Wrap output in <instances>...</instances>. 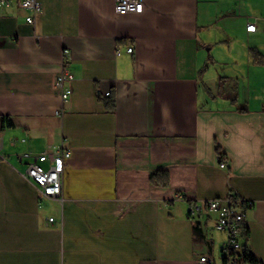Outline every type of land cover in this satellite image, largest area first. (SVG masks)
I'll return each mask as SVG.
<instances>
[{
    "label": "crops",
    "instance_id": "obj_1",
    "mask_svg": "<svg viewBox=\"0 0 264 264\" xmlns=\"http://www.w3.org/2000/svg\"><path fill=\"white\" fill-rule=\"evenodd\" d=\"M11 1L0 8V119L13 123L0 130V264H224L216 216L189 211L229 197L245 212L240 254L264 264V0H138L142 12L124 15L116 0H39L30 24ZM60 147L61 195L43 197L22 155ZM159 170L167 185L151 183Z\"/></svg>",
    "mask_w": 264,
    "mask_h": 264
},
{
    "label": "built area",
    "instance_id": "obj_2",
    "mask_svg": "<svg viewBox=\"0 0 264 264\" xmlns=\"http://www.w3.org/2000/svg\"><path fill=\"white\" fill-rule=\"evenodd\" d=\"M11 3V0H0V8L8 7ZM15 3L20 9L29 12L25 18L28 24L33 22L34 15L41 10L39 0H16ZM142 9V3L138 0H116L114 4V11L119 15L141 13ZM255 29L256 26L252 23L246 26L247 32H254ZM126 51L127 53H132L133 49L128 47ZM66 52L64 51V54ZM116 54L119 55L120 52L117 51ZM73 80V75L65 69L56 78V86L61 89L60 97L63 102L69 99L71 93L69 84ZM109 95V92L105 94V96ZM69 155L70 150L63 147L54 151L43 152L39 155L25 153L22 158L26 159L27 163L23 175L43 197H58L62 191L65 160ZM43 163H47V167H43ZM220 167L224 168L225 163L221 162ZM176 198H181V196L176 195ZM240 206L241 203L239 201L229 197L225 199V202L220 199L205 200L200 204L192 205L189 211L191 216H199L203 213H210L216 216L214 228L225 236V242L222 245L224 264H240L242 260L239 239L243 231L245 212ZM49 221L52 222L53 219H49ZM209 263L210 260L206 255H200L195 264Z\"/></svg>",
    "mask_w": 264,
    "mask_h": 264
},
{
    "label": "trees",
    "instance_id": "obj_3",
    "mask_svg": "<svg viewBox=\"0 0 264 264\" xmlns=\"http://www.w3.org/2000/svg\"><path fill=\"white\" fill-rule=\"evenodd\" d=\"M106 107L108 109H113L114 107V96L113 94L110 95L109 98L105 101ZM13 126V123L10 118L8 117H1L0 119V130H3L5 128H11ZM150 181L152 184L157 185H167L169 181V176L166 171L159 170L152 174ZM242 261L244 264H258L257 260L254 258L253 255L248 253L247 250H244L242 254Z\"/></svg>",
    "mask_w": 264,
    "mask_h": 264
},
{
    "label": "rangeland",
    "instance_id": "obj_4",
    "mask_svg": "<svg viewBox=\"0 0 264 264\" xmlns=\"http://www.w3.org/2000/svg\"><path fill=\"white\" fill-rule=\"evenodd\" d=\"M220 48H223V47H220ZM236 47H234V49L232 50V56H236L237 57V51H236ZM225 51H226V48L224 49ZM215 53H217L216 52V50H215V48H212L211 49V51H210V54H211V56L213 57L214 56V54ZM223 56H224V54H222V55H220V57L223 59ZM228 56H230V54H228ZM255 57V56H254ZM221 72V70L217 67V68H214L213 69V72L211 73V74H214V73H220ZM227 82H228V85H226V83H224V80L222 79V84L223 85H225L226 87L224 88V91L226 90V91H228V89H229V87H232L233 85H234V82L231 80H227ZM241 80L240 81H238L237 82V84H236V86H237V88L238 89H240V86H241Z\"/></svg>",
    "mask_w": 264,
    "mask_h": 264
}]
</instances>
